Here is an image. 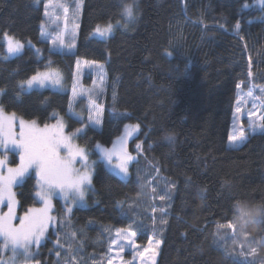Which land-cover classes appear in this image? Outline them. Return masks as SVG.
<instances>
[{
	"label": "trees",
	"instance_id": "1",
	"mask_svg": "<svg viewBox=\"0 0 264 264\" xmlns=\"http://www.w3.org/2000/svg\"><path fill=\"white\" fill-rule=\"evenodd\" d=\"M45 1L0 0V34L30 41L43 53L38 58L26 47L7 58L0 42L1 107L41 125L64 116L73 131L81 123L67 114L68 93L22 92L20 84L53 67L70 86L77 58L103 62L102 125L88 127L78 143L97 157L96 143L110 145L125 123L142 125L131 150L140 142L142 161L152 171L159 169V179L176 183L155 264H239L223 252L214 231L218 221L239 215L237 201L264 205V133L250 135L238 148L227 147L236 84L244 90L250 82L264 87V8H254L259 0H136V18L126 27L120 12L127 0H83L74 54L52 52L40 39ZM108 21L116 25L113 35L93 38L96 25ZM111 110L127 115L118 117ZM36 183L30 174L16 187L20 215L38 204ZM138 193L134 176L124 181L97 163L88 205L74 208L56 232L50 231L36 256L38 264H71L73 256L77 264H106V227L129 228L131 218L123 212L135 206ZM246 230L264 236V217ZM148 239L143 232L137 241L145 245Z\"/></svg>",
	"mask_w": 264,
	"mask_h": 264
},
{
	"label": "snow or ice",
	"instance_id": "2",
	"mask_svg": "<svg viewBox=\"0 0 264 264\" xmlns=\"http://www.w3.org/2000/svg\"><path fill=\"white\" fill-rule=\"evenodd\" d=\"M262 8H264V0H259ZM81 0H76L75 12L73 13V27L78 28L79 24L76 22L80 9ZM135 0L131 3L125 2L122 6L120 16L124 21H132L136 18V9L134 7ZM247 7V5H245ZM45 16H49V10L59 9L63 12V18L65 21V30H67L68 16L70 12V6L65 4L63 0H49L44 5ZM56 19L59 20L60 16L57 14ZM120 21H116V25H119ZM111 21L101 25L97 24L94 29V35L106 38L112 34L116 27ZM127 23H125V27ZM223 26V25H221ZM42 29L44 25L41 26ZM239 30V22L235 25ZM66 32H61L51 40L53 45L59 43L61 47H68L69 49L75 47L74 41L71 43L65 42L64 36ZM42 35H44L42 31ZM74 35V33H73ZM4 40L7 42V53L10 56L19 54L24 45L7 33L4 35ZM80 61L77 62L78 68L80 67ZM83 64L90 66L92 61H83ZM97 68L102 70V65H96ZM252 61L249 58V81L253 78ZM46 83L53 85H60L61 77L56 71L48 70L45 72L37 71L34 75L25 81H22L20 87L25 85L28 88H32L33 85L45 86ZM253 83L252 87L248 88L247 92H242L241 84L237 83V102L234 112V117L238 118L243 113L242 105L247 103L249 98L254 101L259 100L260 104L255 102L252 104V110L248 111V129L255 131L260 129L264 131V87L258 88ZM2 91V90H0ZM87 91H77L76 85H73V97L78 95H87ZM71 105V101H70ZM93 101L89 99V121L95 124H99V116L102 112V108L97 106L93 109ZM16 114H6L4 109L0 107V147H3L5 152L8 149L14 148L19 152V164L15 167L8 165L7 155L3 159H0V205L7 207L6 212H0V251L11 250L14 255L22 251V254L28 256L31 254V247L33 245L39 246L42 239L45 237V233L48 230L50 223H55L57 218L50 215L51 212V198L54 193H59L66 201L72 200L73 202L83 201L87 186L91 184V175L89 172L90 165L88 163L89 154L84 147L74 143V138L77 133L81 132V129H76L71 134H66L64 131L65 125L62 119H58L56 124H45L42 128L37 124L35 120L27 121L23 118L19 119V132L15 131ZM133 131H139V125L126 126V136L130 135ZM247 138V129L243 125H239L236 132L229 134L228 143L232 146L243 142ZM171 139V137H169ZM126 137L122 138L118 144L113 146L111 150L101 149L102 157L108 162L109 165L116 170L122 177L126 178L129 175V163L134 161L136 157L131 155L126 147ZM99 149L100 146L97 145ZM137 152H141V144H136ZM116 158V163H113V157ZM80 163L81 168H76V164ZM30 170L35 172L37 179L36 195L43 202L41 208H29L27 212L22 216H17L16 207L17 200L15 193L13 192V186L21 182ZM157 175H159V169H156ZM143 187H149L150 191L155 194L153 199H159L166 201L168 194H157V188L152 185L151 181H148ZM139 195V193H138ZM235 208L239 212V215H234L233 219L224 222L218 221L215 226L214 235L218 240L226 241L232 240L233 248L230 250V254L237 255L241 258L239 264H254L250 258L257 256L261 247H264V236L259 238L253 236L246 229L248 226L249 218L253 211H258L259 215L253 219V223H259L258 217H264V205H257L250 207L247 203L237 201ZM159 210L163 214H167L165 208L153 206L151 211L153 213ZM67 211L70 213L71 208ZM18 220V224L14 221ZM163 223H167L166 220H162ZM109 231H111L109 229ZM73 238L75 233L72 234ZM115 238L110 240L109 252L115 248V257L120 259V264H124L121 254L125 251L126 247H131L134 252V259L139 257L140 264H155V257L157 251L160 248L161 241L158 239L148 240V246L143 250L136 243L137 232L132 230V225H129L127 229H116ZM123 242V243H121ZM59 247H64L57 240ZM239 248V252L235 249ZM247 249V251H245ZM71 251V249H69ZM61 255L57 252V256ZM71 264H77L75 257L73 256ZM108 264H113V258L109 257ZM127 264H133V261H127Z\"/></svg>",
	"mask_w": 264,
	"mask_h": 264
},
{
	"label": "rangeland",
	"instance_id": "3",
	"mask_svg": "<svg viewBox=\"0 0 264 264\" xmlns=\"http://www.w3.org/2000/svg\"><path fill=\"white\" fill-rule=\"evenodd\" d=\"M48 1L44 2L48 3ZM63 2L67 5L70 6V12H69V16H68V22H67V30H65V21L63 18V12L59 9L56 10H49V16H43V22L42 25H44V28L42 29L41 27V35H40V39L46 43H48L49 45V49L52 52H59V53H64V54H74L76 51V43H77V38H78V31H79V27H80V20H81V13H82V6H83V0H81V4H80V9H79V13H78V18L76 20V22L79 24L78 28H74L73 27V13L75 12V5H76V0H63ZM128 3H131L132 0H127ZM138 1L135 0V9H136V5H137ZM261 4L260 2H257L256 5L254 6V8H258L260 9ZM43 10L45 12V8L43 6ZM57 14L60 16V19L57 20L56 16ZM124 22V19L122 20ZM131 21H127L125 23H129ZM121 24V22H120ZM41 25V26H42ZM42 31L44 33V35H42ZM61 32H66L64 39L66 44L67 43H71L74 41L75 47L69 49L68 47H61L59 45V43H57L56 45H53L51 43V40L54 39L56 37V35L58 33ZM115 32V28L114 31L112 32L111 35H109L106 38H101L98 37L96 35H94V31L92 33V37L96 38V39H100V40H106L109 37H111L113 35V33ZM74 33V35H73ZM4 35L0 34V42L4 44L5 46V53H6V57L7 58H13L15 56L20 55L24 49L26 47H31L34 51L35 54L38 56V58L42 57L41 51L39 50L38 47H36V45H34L32 42L28 41V42H23L20 41L23 45L24 48L23 50L14 56H10L7 53V42L4 40ZM9 36H11L10 34H8ZM13 37L15 40H18L17 38ZM86 59H81V58H77L76 59V63L75 66L73 68V73H72V82L71 85L69 86V84H67L65 76L62 74V72L59 69L53 68V67H48L47 69L41 70L40 72H45L48 70H52V71H56L60 74L61 77V83L60 85H53L50 83H46L45 86L41 87L39 85H33L32 88H28L26 85L21 88L22 92H31V91H43L46 89H51V90H55V91H59V92H63V93H68L69 94V107H68V111L67 114L70 117H73L77 120L80 121L81 125L80 127H78L79 129H81V132L77 133L76 137L74 138V143L79 145L78 143V139L79 136L83 135L88 127H93L96 129H100L101 125H102V120H103V116H104V105H103V98H104V93H105V88H106V81H107V73H106V68H105V64L103 62H97V61H92L93 64L90 66H86L83 64V61H85ZM80 61V67L78 68L77 66V62ZM87 61H91V60H87ZM96 65H102V70L100 68H97ZM30 78V77H29ZM90 79V83H87V79ZM27 80V79H26ZM76 85L77 91L79 92L80 90H85L87 91V95H78L76 97H73V85ZM253 83L250 82L249 88L252 87ZM261 86L257 87V94L258 93V88ZM248 90V89H247ZM247 90L243 89V85H241V90L242 92H247ZM238 92V90H237ZM3 92L0 91V97L1 94ZM92 99L93 101V109H95L97 106L102 108V112L99 116V120L100 123L99 124H95L93 122H90L88 117H89V99ZM70 101H71V105H70ZM236 102H237V95H236ZM236 102H235V106H234V112H235V107H236ZM256 103L257 105L260 104L259 100H253L252 98H249L247 100V103L242 105L243 108V113L238 117L235 118L234 117V112H233V117H232V122H231V126H230V131L229 134L234 133L237 131L238 126L239 125H243L245 127V129H247V138L241 142L238 143L235 146H232L228 143L227 140V147L229 148H238L240 147L247 139L250 135L253 134H258V133H264V131L260 130V129H256L255 131L248 129L247 125H248V118H247V113L248 111L252 110V104ZM1 107V105H0ZM6 114H12V113H8L5 111ZM110 113L112 115L118 116V117H124L127 115V113H120L114 110H111ZM16 124H15V131L19 132V119L23 118L21 116H18L16 114ZM24 119V118H23ZM58 119H62L65 125L64 131L66 134H71L73 132H75V130L70 131L68 129V125L66 123V119L64 116H58L57 119L52 122L49 123V125H54L56 124ZM27 120V119H24ZM27 121H31V120H27ZM37 122V121H36ZM37 124L42 128L44 125H41L37 122ZM139 125V131H133L131 132L130 135L126 136V126H131V125ZM77 128V129H78ZM143 127L139 122H128L125 123L123 130L121 132V134L119 136H117L110 145H104V144H100V143H96L94 146V150L97 153V157H92L90 155V152H88L89 154V160L88 163L90 165L89 168V172L91 175V184L89 186H87V190L85 192V196H84V200L83 201H76L73 202L72 200H65L58 192L54 193L52 198H51V212L50 215L54 216L57 218L56 222L50 223L47 232L45 233V237L42 239L41 244L37 247L35 245H33L31 247V254L28 256H25L22 254V251L17 253L16 255L13 254V252L11 250H4V251H0V264H38V261L36 260V256L39 252V248L40 246L45 242V240L48 238L49 233L51 230L56 232V228L57 225H61L63 222L67 221L68 218H70L72 211L74 208L77 207H85L88 205V193L89 191L92 190V178L94 176V172H95V165L97 163H102L103 166L112 174L116 175L117 177H119L120 179L124 180V181H128L132 176L135 177V180L138 183L139 186V195L137 194L135 199H137L135 206H131V210L130 211H124L123 212V216L124 217H130L131 221H130V225H132V230H135L137 232V236H136V243L140 246V249L143 250L144 248H146L148 246V242L145 245H141L138 241L137 238L138 236L145 232L149 234V238L151 237L152 239H158L161 241L160 244V248L162 245V236L165 232V227L167 225V223H163L162 220H166L167 221V214H163L161 213L159 210H157V212L153 213L151 211V209H149V201H148V195L150 194V200H153V206H156L158 209L160 207L165 208L166 213L167 210L171 204V200L172 197L175 193V189H176V183L171 181L168 178H165L164 176H162L160 179L157 175L156 170L152 171L150 166L146 165L141 158V152H137L136 149V144H141L140 142H136L131 150L130 144L134 141V139L141 133ZM126 137V144L125 147L127 149V151L133 155L134 157H136V159L132 162L129 163V175L124 178L122 177V174L118 173V170L114 169L112 167V165H109L108 162L102 157L101 155V149L103 150H111L113 149V146L118 144V142L122 139ZM97 145L100 146V148H97ZM80 146V145H79ZM81 147V146H80ZM7 155L8 158V165L11 167H15L19 164L20 160H19V152L17 149L14 148H9L7 152H5L3 147H0V159H3L4 156ZM14 157H16L17 163H13ZM116 158L115 156L113 157V163H116ZM136 162V163H135ZM133 163H135V165L132 167ZM138 163H140L139 165H137ZM76 168H81V164L77 163ZM30 174H34L35 172L30 170L29 174H27L25 176V178L27 176H29ZM24 178V179H25ZM36 178V175H35ZM158 178V179H157ZM24 179L19 182L18 184L13 186V192L15 193L16 196V200H17V195H16V187L21 184ZM148 181L152 182V185L155 186L157 188V194H164L167 193L168 194V199L166 201H161L159 199H153V196L155 194H153L150 191L149 187H143V185H145ZM37 182V179H36ZM38 191L37 189V183H36V192ZM35 197L37 200V205H34L30 208H41L43 207V202L40 200V198L36 195L35 193ZM58 201L60 204L58 205ZM18 202V200H17ZM148 205H147V204ZM68 208H71V212L69 213L67 211ZM29 209V208H28ZM27 209V210H28ZM7 211V207L4 205H0V212H6ZM27 212V211H26ZM16 214L17 216H22L24 215V213L22 215L19 214V209H18V203H17V207H16ZM258 220H261V217H258ZM18 220L14 221V223L18 224ZM108 230L110 229L111 231H106V235L108 236V240L109 242H107L105 244V249H106V254H105V261L106 264H108V259L109 257L113 258V264H120V259L115 257V248H113V251L109 252V246H110V240L115 238V230L116 229H125V228H110V226L106 227ZM216 230V229H215ZM215 232V231H214ZM216 237V236H215ZM258 238V237H257ZM217 239V238H216ZM149 240V239H148ZM218 243H221V249L223 250V252L228 255L231 256L237 260H241L240 257H238L237 255H233L230 254V250L234 247L232 240L230 241V239L223 241V240H218ZM123 243V242H121ZM160 248L157 251V255L155 257V263L160 251ZM236 252H239V248L235 249ZM245 251H247V249H245ZM133 252L134 250L131 247H126L125 251L121 254L122 256V260L124 261V264H127V261H133V264H140V259L139 257H136L134 259L133 256ZM251 261H257L258 264H264V247H261L258 251V254L256 257L254 258H250Z\"/></svg>",
	"mask_w": 264,
	"mask_h": 264
},
{
	"label": "clouds",
	"instance_id": "4",
	"mask_svg": "<svg viewBox=\"0 0 264 264\" xmlns=\"http://www.w3.org/2000/svg\"><path fill=\"white\" fill-rule=\"evenodd\" d=\"M259 215L258 211H253L251 217L249 218L248 225L252 224L253 219H255Z\"/></svg>",
	"mask_w": 264,
	"mask_h": 264
}]
</instances>
